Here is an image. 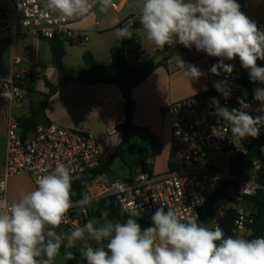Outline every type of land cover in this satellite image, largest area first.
<instances>
[{
	"label": "clouds",
	"instance_id": "obj_1",
	"mask_svg": "<svg viewBox=\"0 0 264 264\" xmlns=\"http://www.w3.org/2000/svg\"><path fill=\"white\" fill-rule=\"evenodd\" d=\"M101 12L114 7L113 0H95ZM46 11L66 21L84 18L93 7L92 0H44ZM140 24L146 38L157 48L179 43L195 47L210 57L219 58L209 71L231 75L234 65L224 61L239 58L252 82L264 83V29L241 11L237 0H140ZM117 36L131 39L127 28L116 30ZM177 67L190 81H198L204 73L181 57ZM225 99L231 95L228 81L214 84ZM253 99L259 102L260 115H250L241 101V108L220 106L213 97L214 115L227 121L233 136L243 140L257 138L264 127V88L254 89ZM264 151V149H262ZM31 191L20 194L17 201L0 200V264H53L62 244L67 249L79 240L91 239L96 247L81 250L86 264H264V237L246 239L227 236L219 226L209 228L198 223L199 216L186 222L168 207L158 208L151 216L152 226L141 229L138 211L126 222L109 220L107 211L76 226L66 236L54 229L67 222V213L74 206L70 167L57 162L54 170L39 175ZM7 188L0 180V192ZM87 193L75 202L82 209L92 203ZM136 217V218H133ZM67 240V244L64 241ZM107 241V243H105ZM64 259H73L70 251ZM41 257H44L41 259Z\"/></svg>",
	"mask_w": 264,
	"mask_h": 264
},
{
	"label": "built area",
	"instance_id": "obj_2",
	"mask_svg": "<svg viewBox=\"0 0 264 264\" xmlns=\"http://www.w3.org/2000/svg\"><path fill=\"white\" fill-rule=\"evenodd\" d=\"M9 9L0 18L1 37H22L31 35L37 39L49 40L55 37L66 42H80L81 37L73 28V23L82 20L76 18L58 20L56 15L46 11L44 0H8ZM87 14L99 9L95 0ZM127 0H113L110 11L118 12L126 6ZM259 29L264 22L255 21ZM97 25V23H96ZM203 62L206 79L205 91L170 103L165 113L171 132L170 167L165 173L154 174L141 168L127 181L95 180L94 178L82 191L93 197L92 203L82 209L75 202L81 197H71L74 206L67 213V222L54 229L70 233L74 227L83 226L90 218V210L101 202L112 203L122 213L132 214L138 211V218L152 223V214L160 207L165 211L172 208L186 222L192 216L201 215L202 207L227 182L235 185L227 190L228 199L234 212L231 233L236 236H249L252 232L253 217L244 208V201L258 190L264 191V185L256 181L257 171L264 167V127L260 129V144L257 152L260 160L254 161L239 176L230 173L231 163L237 155L245 156L248 141L233 136L227 121L214 115L212 98L220 106L229 110L241 108V101L249 107L244 108L250 115L256 116L259 102L251 95H245L239 58L224 62L234 65L229 76L220 70L213 75L209 69L219 58L210 57L203 51L198 52ZM19 63L18 58L13 59ZM258 66H264V60H257ZM41 67L31 65L25 71H15L11 78L0 86V101L11 104L27 101L28 85ZM227 79L231 95L225 99L216 91L214 84ZM57 162L70 167L72 185L94 171L101 162L100 152L94 136L85 131L63 128L53 122L40 123L28 135H22L20 117L9 114L5 121V157L3 175L0 180L26 174L34 188L35 180L54 170ZM0 200H7V188L0 192ZM9 204L11 202L8 201ZM226 211V210H225ZM224 211V212H225ZM224 213L214 214L209 228L218 226ZM44 257H41L43 259Z\"/></svg>",
	"mask_w": 264,
	"mask_h": 264
},
{
	"label": "crops",
	"instance_id": "obj_3",
	"mask_svg": "<svg viewBox=\"0 0 264 264\" xmlns=\"http://www.w3.org/2000/svg\"><path fill=\"white\" fill-rule=\"evenodd\" d=\"M139 2L140 0L132 2L127 0L126 6L120 10L121 13L118 11L115 18L108 20V23L103 25L102 31H106L104 34H112L108 37V42L90 49L89 52L96 63L108 64L110 62V48L122 42L124 55L133 64L151 61L152 65V60L161 56V59L152 66H156L160 62L161 64L150 72L145 81L132 89V97L136 103L133 123L138 127L147 129L148 134L132 133L128 135V144L124 146L123 152L125 147L132 146L134 142L144 152V156L137 164L133 175L141 168L154 174H162L170 167L171 155V132L165 109L172 102L205 91L206 79L203 75L198 81H190L177 67L176 61L181 57L186 63L197 66L204 73L202 59L194 46L192 48L179 47V43H175L170 45V50L174 49L173 52L169 50L168 53L163 54L161 53L162 48H157L150 42L142 29L132 28L134 22H140ZM237 2L241 5V11L251 20L264 22V0H237ZM9 7L8 0H0V9L6 11ZM96 10L87 16H95V30L101 32L99 17L104 22L103 14L106 12L99 10L96 13ZM119 28H127L131 32L132 38L123 39L117 36L116 30ZM74 29L81 37L80 42L86 41L87 37L84 32H87V29L85 27H74ZM66 43L72 45L71 43L77 42ZM67 52L65 49L63 64L72 75H75L83 67V64L71 68L66 63ZM14 58L19 59L18 64L13 63ZM31 65L41 67L39 73L34 76V89L37 92H46L43 79L50 83L57 81L56 72L51 64L48 44L31 35L0 38V86L8 81L15 71H25ZM242 74L245 75L246 79L243 83L247 95L254 96V89L264 88L259 85L261 82L250 80L248 70H242ZM122 106V97L114 85H88L72 80L60 87L49 98L44 114L48 122H53L66 129L91 133L96 140L101 160L105 162L122 141V132L116 129L117 125L124 120ZM9 114L17 117L26 115L27 101L11 104L0 101V137L4 139V155L0 160V179L3 175L5 157V121ZM131 138L133 139L131 140ZM103 175L98 176L95 180H105L102 178ZM114 181L119 180L114 178ZM33 189L28 175L12 176L7 180V199L11 203L15 202L21 193ZM222 201L227 200L223 199L218 202L214 214L224 213L225 210L217 209ZM229 204V208H231L230 201ZM56 233L58 235L64 234L60 231H56ZM241 237L246 238L248 236ZM64 244H67V240L64 241ZM86 247L87 241L85 239L77 241L74 246L69 248L74 251H81Z\"/></svg>",
	"mask_w": 264,
	"mask_h": 264
},
{
	"label": "trees",
	"instance_id": "obj_4",
	"mask_svg": "<svg viewBox=\"0 0 264 264\" xmlns=\"http://www.w3.org/2000/svg\"><path fill=\"white\" fill-rule=\"evenodd\" d=\"M4 10L0 9V18L4 15ZM134 29H142L140 22H134L132 24ZM48 44L50 54H51V64L57 75L56 83H50L48 80L43 79L46 92H37L34 89L33 83L34 78L30 81L28 85V97H27V114L20 117L22 135L26 136L30 134L37 125L40 123H47L45 119L44 110L49 98L56 93V91L70 83L76 77H83L85 79L84 83L88 85L96 84H111L114 85L120 92L123 100V115L124 120L121 124L117 125L116 129L122 132V141L114 149L113 153L109 158L103 162L101 160L100 165L94 171L86 175L82 180L75 182L72 185V197H81L82 191L86 188L87 184L90 183L94 178L103 175L109 170L110 164L114 161V158L120 157L124 160L123 150L124 146L128 144L127 137L132 133L148 134L147 129L136 126L133 123V115L135 111V100L132 97V89L145 81L147 76L156 66L151 65V61H143L133 64L127 60L124 55L123 43H119L110 48V62L108 64H98L95 62L92 54L89 51H85L82 55L83 67L78 70L75 75H72L68 69L63 64V57L65 55L64 43L58 37L43 40ZM74 44V43H71ZM170 50V45H165L162 48L161 53H168ZM242 82L245 83V75L242 74V70H245L240 63ZM264 87V83L259 84ZM260 144V136L257 138L249 137L248 141V152L245 156L237 155L233 158L231 163L230 173L234 176H239L244 169L250 168L254 161H259L260 157L257 152L258 146ZM256 181L264 185V167L261 166L257 171ZM235 184L233 182L224 183L218 191L205 203L202 207L201 215L199 217L198 223L209 227L211 220L213 219L215 208L220 200L227 199V190L233 187ZM246 210L250 212L253 217V225L251 234L246 237V239H255L258 237H263L264 231V191L258 190L256 194L252 197H248L244 201ZM107 211L108 219L119 221L121 223L126 222L129 218L128 214L122 213L117 207H115L111 202H101L97 205V208L93 207L90 210L89 218L99 217L101 212ZM136 218V217H133ZM137 223L140 224L141 229L152 226V223H145L138 217ZM234 219V212L232 209H227L224 212L222 220L219 222L218 226L225 233V237L236 235L231 233L232 224ZM87 247H96L95 241L91 239H86ZM107 243V241H105ZM86 247V248H87ZM70 251L73 254V259L66 260V264H86V262H80L79 256L81 251H74L70 248H65L62 244L60 253L63 255L65 251ZM64 256V255H63Z\"/></svg>",
	"mask_w": 264,
	"mask_h": 264
},
{
	"label": "rangeland",
	"instance_id": "obj_5",
	"mask_svg": "<svg viewBox=\"0 0 264 264\" xmlns=\"http://www.w3.org/2000/svg\"><path fill=\"white\" fill-rule=\"evenodd\" d=\"M132 1L134 0H130V2ZM99 10L100 9H97L96 13ZM118 13H121V11ZM116 15L117 12L108 10L105 14H103L105 19L104 22H102L103 20L101 21V18L99 17V28L101 32H96L95 30L96 26H95L94 15L87 16L82 20L73 23L72 25L73 28L85 27L87 29V32H84L87 39L86 41L77 42L72 45L68 43L64 44L65 49H67L68 51L66 56V63L71 68L78 66V64H83L82 55L85 51H90V49L96 48L99 45H104L106 42H108L109 39L108 37H110L112 34L109 35L104 34L106 31H102V28L105 23H108L107 22L108 20L115 18ZM244 94L247 95V91H245ZM248 138L249 137L243 139V144H239V146L243 147L248 141ZM132 139L133 138H131V140ZM132 144H133L132 146L125 147V151L123 152L124 160H122L120 157L114 158V161L109 166V172L103 175L102 177L103 179L114 181L115 178L119 181H127L130 177H133V172L137 168V164L142 160L144 156L143 154L144 152H142V150L138 148V145L135 142ZM3 155H4V139L3 137H0V160L3 158ZM225 200L227 201H222L218 205L217 209L227 210L229 208L230 206L229 199L227 198ZM244 208L246 209L245 205ZM113 222L116 221L113 220ZM67 234L68 233H64L61 236H66ZM263 237H264V232H263ZM53 264H66L64 256L60 253L53 261Z\"/></svg>",
	"mask_w": 264,
	"mask_h": 264
},
{
	"label": "water",
	"instance_id": "obj_6",
	"mask_svg": "<svg viewBox=\"0 0 264 264\" xmlns=\"http://www.w3.org/2000/svg\"><path fill=\"white\" fill-rule=\"evenodd\" d=\"M178 46H179V47H184V46L181 45V44H179ZM173 50H174V49H171L170 52H173ZM160 59H161V56H157L155 59L152 60V65H155V64L158 62V60H160ZM73 81H75V82H84L85 79H84L83 77H76L75 79H73ZM78 259H79V261H81V262H85L82 256H79Z\"/></svg>",
	"mask_w": 264,
	"mask_h": 264
}]
</instances>
